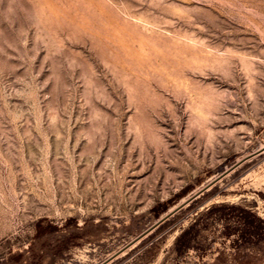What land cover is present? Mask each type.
<instances>
[{"label": "rangeland", "instance_id": "obj_1", "mask_svg": "<svg viewBox=\"0 0 264 264\" xmlns=\"http://www.w3.org/2000/svg\"><path fill=\"white\" fill-rule=\"evenodd\" d=\"M0 264H264V0H0Z\"/></svg>", "mask_w": 264, "mask_h": 264}, {"label": "water", "instance_id": "obj_2", "mask_svg": "<svg viewBox=\"0 0 264 264\" xmlns=\"http://www.w3.org/2000/svg\"><path fill=\"white\" fill-rule=\"evenodd\" d=\"M201 192H202V191H201ZM201 192H200V193H201ZM200 193H198L197 195H199ZM197 195H196V196H197ZM194 197H195V196H194Z\"/></svg>", "mask_w": 264, "mask_h": 264}]
</instances>
